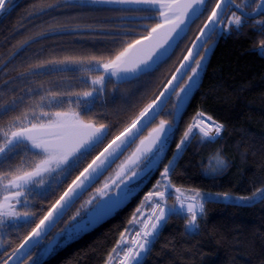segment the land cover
<instances>
[{
  "label": "snow or ice",
  "instance_id": "obj_1",
  "mask_svg": "<svg viewBox=\"0 0 264 264\" xmlns=\"http://www.w3.org/2000/svg\"><path fill=\"white\" fill-rule=\"evenodd\" d=\"M101 5L120 15L115 20L85 23L82 12L68 11ZM16 7L15 0H0V17ZM46 15L51 17L48 21L34 25V31L0 54V264H43V257L62 238L65 242L75 239L113 216L158 171L159 178L144 192L104 260V264H145L173 216L184 220L186 234L200 230L211 194L177 186L173 175L193 138L214 143L226 126L198 109L176 142L171 159L166 152L220 37L250 27L261 37L255 51L264 55V0H33L22 20ZM197 21L201 24L194 39L157 93L141 96L130 107L114 112L115 121L96 111V102L107 96L109 83L115 93L121 83L152 76L171 59ZM85 33L108 38L114 47L48 58L41 57V47L26 59L22 55L52 36ZM18 34L19 27L5 37V44ZM76 72L78 78L61 76L56 82L28 79ZM73 79L83 87H74ZM19 81L28 86L20 87ZM126 94L127 90L122 93ZM169 100L171 111L165 117L162 112ZM228 166L218 149L206 171L214 175ZM215 195L234 204L264 203V183L247 195ZM172 196L175 202L170 204ZM73 207L75 211L65 220ZM61 222L63 227H58ZM53 228H58L54 234Z\"/></svg>",
  "mask_w": 264,
  "mask_h": 264
},
{
  "label": "trees",
  "instance_id": "obj_2",
  "mask_svg": "<svg viewBox=\"0 0 264 264\" xmlns=\"http://www.w3.org/2000/svg\"><path fill=\"white\" fill-rule=\"evenodd\" d=\"M32 2L33 0H15L17 7L14 11L10 15L0 17V49L11 46L10 42L5 44V37H9L17 27L18 35L27 34L35 30L34 25L51 18L46 15L37 19L22 20ZM214 2L215 0H210V3ZM106 9L107 7L96 6L68 11L73 15L82 12L85 23L104 19L115 20L120 15ZM55 14L57 13H53ZM116 23L121 22L117 20ZM200 24L201 21H197L192 26L188 37L171 59L152 76L142 77L139 82L119 84L115 93L112 91L113 83H109L107 96L96 102V111L105 113L108 120L115 121L117 116L113 115L114 112L130 107L141 96L150 98L157 93L160 85L166 82L178 66ZM260 39L254 29L246 27L239 34L233 32L217 40L202 71L200 82L192 92L183 118L177 123L175 136L166 152L167 159L172 158L176 142L198 109H203L223 122L225 131L222 138L214 143H200L198 136L193 138L173 175L177 186L198 188L205 194L230 192L233 195H247L255 186L264 183V55L255 51ZM52 41H49L48 48L52 46ZM43 44L45 42L41 41L34 47ZM82 46L79 41H74L69 52L61 51V57L63 54H80V51L81 54L85 51L98 53L114 47L109 40L99 39L91 40L90 43L84 42ZM61 48H66V45L62 44ZM11 75L16 73L12 72ZM18 83L20 87L26 85L24 81ZM72 85L79 87L78 83ZM125 90L127 94L122 95ZM164 111H171V100ZM120 115L123 116L124 113L120 112ZM218 149L224 153L229 166L222 173L206 174L210 157ZM158 178L159 172L156 179ZM153 184L144 189L148 191ZM96 185L81 200L86 198ZM143 195L144 193L142 197L132 198L123 209L96 228L54 249L43 259V264H104L107 253L114 245L119 232L127 226L128 219ZM174 202V196L170 197L169 203ZM205 207L206 215L200 220V230L197 234H186L184 220L173 216L162 228L145 264H264V203L244 206L212 201L206 203ZM74 210L75 207L66 216Z\"/></svg>",
  "mask_w": 264,
  "mask_h": 264
},
{
  "label": "flooded vegetation",
  "instance_id": "obj_3",
  "mask_svg": "<svg viewBox=\"0 0 264 264\" xmlns=\"http://www.w3.org/2000/svg\"><path fill=\"white\" fill-rule=\"evenodd\" d=\"M23 35H25V34H20V35H16L15 36V38L14 39H11L10 40V44H12V43H15L16 42V40H18V39H21V38H23ZM95 39H99V40H105V41H107V40H109L108 38H105V37H102V36H94V35H91V34H87V33H85V34H82V35H62V36H52V37H50V38H48V39H46V40H43L44 42H45V44H43L42 46H38V47H34V45L35 44H33V45H31L28 49H27V51H26V53L25 54H22L23 56H24V58L26 59L27 58V56H29V55H31L32 53H34V52H36V51H40V49H41V47H43V52H41V57L42 58H48V57H51V56H57V57H61V53L63 52L64 53V51L65 52H69L71 49H70V47L72 46V44H73V42L74 41H79L80 42V44H81V46H82V44L84 43V42H86V43H90V41L91 40H95ZM53 40V41H52ZM69 40V41H68ZM49 41H52L53 43H51L52 44V46H50V48H48V45H50L49 43ZM68 41V42H67ZM41 42V41H40ZM37 44V43H36ZM62 44H65L66 45V48H61V45ZM70 45V46H69ZM10 48V47H9ZM9 48H7V49H3V48H1L0 49V54H4V53H6L8 50H9ZM83 50V46H82V48H81V51ZM53 51V52H52ZM62 51V52H61ZM81 51H80V54H81ZM87 53H91V52H88V51H85V53L84 54H87ZM66 55V54H65ZM64 54H63V56H65ZM12 76H15V75H12ZM61 76H74V77H79L80 76V73H78V72H76V73H61V74H46V75H43V76H37V77H30V78H28L30 81H44L45 79L46 80H51V81H53V80H55V81H59L60 80V78H61ZM71 82V84H75V83H78V85H79V87H83V85L82 84H80L79 83V80L78 79H73V80H71L70 81ZM25 86L24 87H27L28 85H27V83L25 82ZM31 86L32 87H35V84L34 83H32L31 84ZM165 110V109H164ZM162 115L163 116H165V117H167L168 116V113H165V111L164 112H162ZM147 133V130L145 131V134ZM115 167V165H113V168ZM111 171H112V169H110L107 173H106V175H104L105 177H107L110 173H111ZM157 175H158V171L157 172H153L148 178H146V180L144 181V184L142 185V190L141 191H139L134 197H142V194L144 193V192H146V189H144L147 185H149V184H153L154 182H155V179L157 178ZM105 177H104V179H105ZM103 179V180H104ZM101 180V179H100ZM102 180V181H103ZM101 181V182H102ZM100 182V183H101ZM100 183H98L96 186H99V184ZM95 186V185H94ZM133 197V198H134ZM87 198V197H86ZM86 198H84V199H86ZM83 200V199H82ZM131 201V200H130ZM129 201V202H130ZM128 202V203H129ZM77 207L79 206V202L77 203V205H76ZM75 211V210H74ZM73 211V212H74ZM72 214V213H71ZM70 214V215H71ZM70 215H68V216H70ZM68 216H66V218H65V220L67 219V217ZM58 227H63V223H60L59 225H58ZM56 231H58V228H54L53 229V231H52V233L54 234ZM62 239H64V238H62ZM61 239V240H62ZM73 240V239H72ZM72 240H69L68 242H70V241H72ZM67 242V243H68ZM66 243V244H67ZM41 246H46V241H45V243L44 244H42ZM35 251H37V250H34V252ZM44 259V258H43Z\"/></svg>",
  "mask_w": 264,
  "mask_h": 264
},
{
  "label": "rangeland",
  "instance_id": "obj_4",
  "mask_svg": "<svg viewBox=\"0 0 264 264\" xmlns=\"http://www.w3.org/2000/svg\"><path fill=\"white\" fill-rule=\"evenodd\" d=\"M205 173L206 174H209L207 171H205ZM207 194H211V197H210V200H212V201H216V202H222V203H226V204H234V203H229V202H225L223 199H221V198H218V197H216V193H207ZM234 197L235 196H238V195H233ZM234 205H242V204H234ZM244 206L246 205V204H243ZM68 242V241H67ZM67 242H65V238L64 239H62L61 241H60V244L59 245H57L56 247H55V249L57 248V247H62V246H64ZM44 246H41V248H43ZM46 257V256H45ZM45 257H43V258H45Z\"/></svg>",
  "mask_w": 264,
  "mask_h": 264
},
{
  "label": "water",
  "instance_id": "obj_5",
  "mask_svg": "<svg viewBox=\"0 0 264 264\" xmlns=\"http://www.w3.org/2000/svg\"><path fill=\"white\" fill-rule=\"evenodd\" d=\"M101 6H102V7H107V8L109 7V6H104V5H101ZM213 48H214V47H213ZM212 50H213V49H212ZM211 53H212V51L208 54V58H207V60H206V62H205V66H206V64H207V62H208V59H209ZM204 68H205V67H204ZM201 75H202V72H201ZM200 77H201V76H200ZM181 83H182V81H181ZM121 84H122V83H121ZM168 102H169V101H168ZM168 102H167V103H168ZM167 103H166V104H167ZM166 104L164 105V108H165ZM146 130H147V129H145V131H146ZM106 173H107V172H105V174H106ZM105 174H104V175H105ZM104 175H103V176H104ZM103 176H101L100 179H101ZM100 179H99V180H100ZM99 180H98V181H99ZM98 181H97V182H98ZM90 189H91V188H90ZM90 189H88V191H89ZM88 191H86V192L81 196V198H82V197H83ZM81 198H80V199H81ZM78 202H79V201H78ZM78 202H77V203H78ZM127 204H128V203H127ZM127 204H126V205H127ZM76 205H77V204H76ZM126 205H125V206H126ZM125 206H124V207H125ZM124 207H123V208H124ZM73 208H74V207H73ZM73 208H72V209H73ZM123 208H121V209H123ZM72 209H70V210H72ZM121 209H119V210H121ZM70 210H69V211H70ZM119 210H118V211H119ZM69 211H68V212H69ZM68 212H67V213H68ZM66 215H67V214H66ZM66 215H65V216H66ZM111 217H113V216H111ZM111 217H110V218H111ZM110 218H108V219H110ZM108 219H107V220H108ZM107 220H105V221H107ZM105 221H103V222H105ZM103 222H102V223H103ZM102 223H100V224H102ZM100 224H98L97 226H99ZM97 226H95L94 228H96ZM53 229H54V228H53ZM92 229H93V228H92ZM92 229H91V230H92ZM52 231H53V230H52ZM89 231H90V230H89ZM87 232H88V231H87ZM85 233H86V232H85Z\"/></svg>",
  "mask_w": 264,
  "mask_h": 264
},
{
  "label": "bare ground",
  "instance_id": "obj_6",
  "mask_svg": "<svg viewBox=\"0 0 264 264\" xmlns=\"http://www.w3.org/2000/svg\"><path fill=\"white\" fill-rule=\"evenodd\" d=\"M167 105V104H166ZM166 107V106H165ZM165 109V108H164Z\"/></svg>",
  "mask_w": 264,
  "mask_h": 264
}]
</instances>
